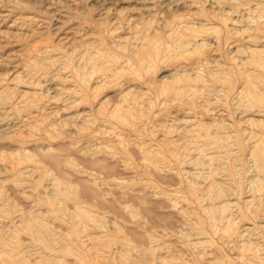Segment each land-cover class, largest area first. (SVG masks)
Instances as JSON below:
<instances>
[{
	"label": "rangeland",
	"instance_id": "rangeland-1",
	"mask_svg": "<svg viewBox=\"0 0 264 264\" xmlns=\"http://www.w3.org/2000/svg\"><path fill=\"white\" fill-rule=\"evenodd\" d=\"M0 264H264V0H0Z\"/></svg>",
	"mask_w": 264,
	"mask_h": 264
}]
</instances>
